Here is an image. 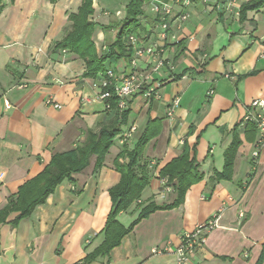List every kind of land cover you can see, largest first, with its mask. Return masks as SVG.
<instances>
[{"label": "crops", "instance_id": "obj_1", "mask_svg": "<svg viewBox=\"0 0 264 264\" xmlns=\"http://www.w3.org/2000/svg\"><path fill=\"white\" fill-rule=\"evenodd\" d=\"M82 1L0 0V209L21 185L44 170L53 155L84 146L89 133L109 127L115 119L116 110L99 97L104 76L87 75L83 59L54 49L70 30L69 15L78 13ZM152 1L144 0L134 34L141 44L162 46L166 66L151 74L161 81L158 96L147 100L136 94L127 99V124L105 152L101 166L91 155L86 168L64 178L27 217L0 226V264H176L181 234L217 213V227L185 264H264V259L259 262L264 244V147L253 172L251 154L258 133L242 120L252 100H264V72L245 79L228 71L217 75L206 66L208 44L186 46L185 28L174 26L183 12L202 15L174 4L163 39ZM246 1L220 0L215 8L221 15L234 10L231 16L236 19L238 6ZM128 2L92 0L88 21L97 57L114 41ZM244 34L259 39L260 51L264 49V31L257 38L252 31ZM149 62L142 57L135 70L149 72ZM117 63L119 67L106 60L103 67L112 68L119 79L131 67L123 59ZM174 97L179 103L169 117L167 108ZM149 125L157 134L146 143L138 162L149 184L136 203L117 215L123 226L133 222L146 204L174 200L171 183L166 190L159 171L182 152L184 142L203 177L188 188L179 206L150 213L108 255L87 262L85 257L103 241L112 206L109 191L121 178L117 164L127 161L120 156L123 143L118 137L134 127L125 142L131 150ZM234 129L239 143L231 178L217 179L215 171L222 170ZM154 248L161 252H153Z\"/></svg>", "mask_w": 264, "mask_h": 264}, {"label": "trees", "instance_id": "obj_2", "mask_svg": "<svg viewBox=\"0 0 264 264\" xmlns=\"http://www.w3.org/2000/svg\"><path fill=\"white\" fill-rule=\"evenodd\" d=\"M91 2L92 0H83L78 13L69 15L71 28L63 39L55 43L54 49H66L83 59L87 64V75L94 76L100 72L105 77L107 69H104L103 63L106 60L115 62L123 59L129 64L132 49L127 41V36L136 32L139 27L138 18L143 14L144 0H129L124 10L125 18L118 25L114 41L109 45L108 50L99 57L95 53V47L90 37L92 23L88 21V16L92 13ZM238 7V17L243 20L246 11H258L264 8V0H248ZM1 10L2 6L0 5V13ZM180 76L182 75L177 78ZM103 90L110 92V97L105 101L110 108L116 110L115 119L111 125L100 128L97 133H89L84 146L53 155L44 170L21 185L16 195L9 198L7 204L0 209V226L5 223L15 225L19 220L27 217L32 209L42 203L45 196L52 192L64 178H70L73 174L86 168L91 155L96 156V166H101L105 152L112 145L114 138L122 132L121 127L127 124L128 116V110L120 109L118 106L119 100L114 96L113 85H109ZM248 125L255 129L252 123ZM154 129L150 125L147 126L131 150L127 148V144L123 143L120 156L126 158L127 161L117 164L121 178L119 183L109 191L112 206L103 229V241L85 257L87 262L98 256L108 255L114 247H118L122 238L133 229L135 224L141 219H145L150 213L159 209L179 206L183 202L188 188L202 179L203 174L199 171V163L194 156H189L184 142L182 152L159 171V176L167 179V185L171 183L175 193L174 200L169 204L158 205L154 202L146 204L141 207L137 218L126 227L117 220V215L127 211L133 203H136L144 188L149 184V176L138 162L146 143L157 134V130ZM238 143L235 132L232 141L224 150L225 163H223L222 170L215 171L217 179L230 180ZM11 214L14 215L8 219ZM263 259L264 244L259 262Z\"/></svg>", "mask_w": 264, "mask_h": 264}, {"label": "built area", "instance_id": "obj_3", "mask_svg": "<svg viewBox=\"0 0 264 264\" xmlns=\"http://www.w3.org/2000/svg\"><path fill=\"white\" fill-rule=\"evenodd\" d=\"M172 3H163L159 0H153L151 2V10L159 18V27L161 29L160 35L164 39L166 37L167 30L169 28L168 17L173 11V5L180 3L183 7L189 6L191 0H171ZM188 14H179V21L186 20ZM127 41L132 49V56L130 58L129 66L131 71L119 79L114 77V72L111 69L105 71V77L101 85V92L99 97L103 100L110 97V92L103 90L109 85L114 87V96L119 100L118 106L120 109H127V99L130 97L140 94L143 95L147 100L152 97L158 96V89L161 87V81H156L151 78V74L159 72L162 67H165V59L162 57V46L158 44L144 45L138 40V37L134 33H130L127 36ZM142 57L147 58L149 62V72L141 73L135 70L137 61ZM264 58V49L260 55ZM171 68V66H168ZM22 87V85H20ZM47 103H51L48 99ZM179 100L174 97L167 108V115L172 117L174 109L178 106ZM55 108H60L59 104H53ZM243 122L252 123L258 133V140L255 144V150L251 154V170L254 172L259 163V154L264 147V100L254 99L247 107L246 113L242 118ZM131 127L128 132L118 137L121 143L129 141L131 132L134 130ZM162 183L165 185L166 190L170 191L167 185V179L162 178ZM242 216V211L239 212ZM219 213L212 215L204 222L199 223L189 231H184L180 236V243L175 248L176 264H185L189 261L190 256L197 248L204 245L207 234L218 225ZM153 252H161V249L154 248Z\"/></svg>", "mask_w": 264, "mask_h": 264}, {"label": "rangeland", "instance_id": "obj_4", "mask_svg": "<svg viewBox=\"0 0 264 264\" xmlns=\"http://www.w3.org/2000/svg\"><path fill=\"white\" fill-rule=\"evenodd\" d=\"M216 1L220 0H191L192 3L187 8L188 13L193 8L202 17L189 13L186 20H177L174 23L175 27L179 25L185 28L183 32L186 46L194 43L200 46L208 44V58L202 60H206L207 68H212L217 75L225 71L232 72L239 79L255 77L259 73L261 75L264 72V60L260 57V40H253L251 36L246 38L244 31H252L253 36L261 37L264 31V9L256 16L254 10H249L243 20L239 17L234 19L231 16L234 10L230 14L221 15L222 11L215 8ZM112 66L119 67V64L115 61Z\"/></svg>", "mask_w": 264, "mask_h": 264}]
</instances>
